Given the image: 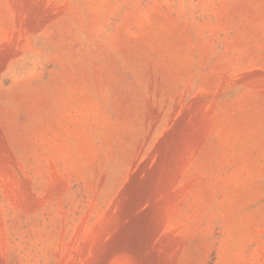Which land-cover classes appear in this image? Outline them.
I'll return each mask as SVG.
<instances>
[{"label": "rangeland", "instance_id": "1", "mask_svg": "<svg viewBox=\"0 0 264 264\" xmlns=\"http://www.w3.org/2000/svg\"><path fill=\"white\" fill-rule=\"evenodd\" d=\"M0 264H264V0H0Z\"/></svg>", "mask_w": 264, "mask_h": 264}]
</instances>
